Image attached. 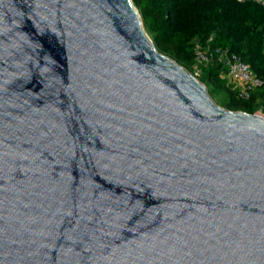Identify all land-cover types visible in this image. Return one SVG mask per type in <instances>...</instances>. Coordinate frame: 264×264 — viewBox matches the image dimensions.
<instances>
[{
    "label": "water",
    "instance_id": "obj_1",
    "mask_svg": "<svg viewBox=\"0 0 264 264\" xmlns=\"http://www.w3.org/2000/svg\"><path fill=\"white\" fill-rule=\"evenodd\" d=\"M0 264H264V118L131 0H0Z\"/></svg>",
    "mask_w": 264,
    "mask_h": 264
},
{
    "label": "trees",
    "instance_id": "obj_2",
    "mask_svg": "<svg viewBox=\"0 0 264 264\" xmlns=\"http://www.w3.org/2000/svg\"><path fill=\"white\" fill-rule=\"evenodd\" d=\"M155 48L192 71V42L227 49L247 64L263 86L247 100L220 78L222 66L215 62L201 67L198 78L222 94L221 106L229 111L264 115V0H131Z\"/></svg>",
    "mask_w": 264,
    "mask_h": 264
},
{
    "label": "built area",
    "instance_id": "obj_3",
    "mask_svg": "<svg viewBox=\"0 0 264 264\" xmlns=\"http://www.w3.org/2000/svg\"><path fill=\"white\" fill-rule=\"evenodd\" d=\"M211 41L212 36L205 43L198 39L192 42L194 63L190 73L199 78L201 67L217 62L222 66L220 78L231 85V88L236 92L237 98L241 100L249 99L253 91L263 86L262 81L253 75L249 66L236 54L220 47H211Z\"/></svg>",
    "mask_w": 264,
    "mask_h": 264
},
{
    "label": "rangeland",
    "instance_id": "obj_4",
    "mask_svg": "<svg viewBox=\"0 0 264 264\" xmlns=\"http://www.w3.org/2000/svg\"><path fill=\"white\" fill-rule=\"evenodd\" d=\"M136 8V7H135ZM137 9V8H136ZM207 88V87H206ZM207 91L208 93L210 94L211 98L213 99V101L218 104L219 106H221L220 102L221 100L223 99L222 98V94L220 93H217V92H214L212 91V88L211 87H208L207 88ZM222 107V106H221ZM254 114H257V115H260L262 118H264V115L259 111H255Z\"/></svg>",
    "mask_w": 264,
    "mask_h": 264
}]
</instances>
